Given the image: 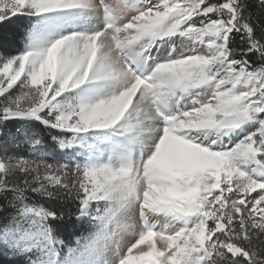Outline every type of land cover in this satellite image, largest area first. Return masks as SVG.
<instances>
[{"label": "snow or ice", "instance_id": "1", "mask_svg": "<svg viewBox=\"0 0 264 264\" xmlns=\"http://www.w3.org/2000/svg\"><path fill=\"white\" fill-rule=\"evenodd\" d=\"M0 264H264V0H0Z\"/></svg>", "mask_w": 264, "mask_h": 264}]
</instances>
